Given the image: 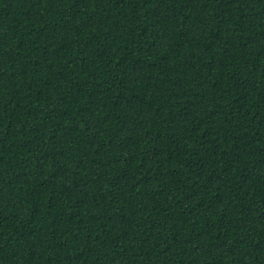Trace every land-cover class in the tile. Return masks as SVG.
Listing matches in <instances>:
<instances>
[{"label":"trees","instance_id":"obj_1","mask_svg":"<svg viewBox=\"0 0 264 264\" xmlns=\"http://www.w3.org/2000/svg\"><path fill=\"white\" fill-rule=\"evenodd\" d=\"M0 264H264V0H0Z\"/></svg>","mask_w":264,"mask_h":264}]
</instances>
